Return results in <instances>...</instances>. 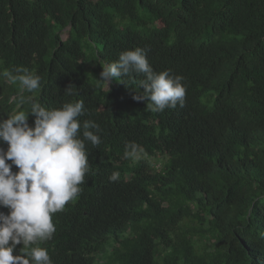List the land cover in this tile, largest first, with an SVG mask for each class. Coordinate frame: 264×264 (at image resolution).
Wrapping results in <instances>:
<instances>
[{"label": "trees", "instance_id": "16d2710c", "mask_svg": "<svg viewBox=\"0 0 264 264\" xmlns=\"http://www.w3.org/2000/svg\"><path fill=\"white\" fill-rule=\"evenodd\" d=\"M136 47L184 77L183 107L135 100L142 74L107 92L102 65ZM18 65L39 102L82 100L100 127L81 196L33 245L53 264H264V0H0V73ZM28 96L0 75V119Z\"/></svg>", "mask_w": 264, "mask_h": 264}, {"label": "clouds", "instance_id": "9594fccd", "mask_svg": "<svg viewBox=\"0 0 264 264\" xmlns=\"http://www.w3.org/2000/svg\"><path fill=\"white\" fill-rule=\"evenodd\" d=\"M142 74L137 101H145L152 112L183 107L187 85L180 74L165 69L153 70L146 50L140 47L120 53L117 61L102 65L99 79L107 88L112 81L123 83V77ZM13 82L19 81L21 91L29 94L30 111L17 109L6 119H0V264H53L41 242L53 238L56 212L74 198H79L89 171L86 142L101 143L99 125L84 120L82 100L46 107L35 98L41 89V77L18 65L0 73ZM71 83L65 88L73 95ZM29 115L34 124L29 125ZM143 149L135 142L125 145L124 157L139 159ZM10 162V163H9ZM119 171H113L109 181L116 182ZM14 253L16 255H14Z\"/></svg>", "mask_w": 264, "mask_h": 264}]
</instances>
